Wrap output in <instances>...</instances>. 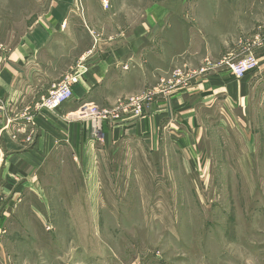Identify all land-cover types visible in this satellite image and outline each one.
<instances>
[{
  "label": "crops",
  "instance_id": "1",
  "mask_svg": "<svg viewBox=\"0 0 264 264\" xmlns=\"http://www.w3.org/2000/svg\"><path fill=\"white\" fill-rule=\"evenodd\" d=\"M10 1L0 0V24L16 16L15 8L5 11ZM78 3L51 0L24 39L0 50V230L16 234L24 227L35 234V240L21 248L35 251V256L36 234L50 233L48 219L68 216L63 212L70 211L72 201H101L99 193L42 191V171L66 185L73 175L71 166L79 169L90 157L96 167L98 140L106 146L127 134L158 147L165 139L172 141L193 156V167L207 169L208 161L197 156L206 153L199 148L203 106L218 105L226 116L231 106L246 114L255 106L264 112V0H178L171 12L159 2L125 47L103 56L78 50L71 29L87 23L85 17L71 16ZM251 51L258 66L234 76L228 63ZM176 66L196 73L201 67L206 70L189 85L161 91L160 83ZM73 73L81 76L71 99L53 112L41 109L40 100ZM90 102L105 116L97 122L75 118L74 112ZM93 180L77 182L94 185ZM54 201L62 203L58 209L51 207Z\"/></svg>",
  "mask_w": 264,
  "mask_h": 264
},
{
  "label": "rangeland",
  "instance_id": "2",
  "mask_svg": "<svg viewBox=\"0 0 264 264\" xmlns=\"http://www.w3.org/2000/svg\"><path fill=\"white\" fill-rule=\"evenodd\" d=\"M75 1L79 7L71 16L87 19L84 27L71 26L78 50L98 51L100 56L125 47L157 3L165 4L169 12L175 3L179 6L178 0ZM50 4L51 0L5 4V11L15 8L16 16L0 24V50L24 39ZM188 71L176 66L159 89L170 93L189 85ZM262 108L251 107L246 114L231 106L226 116L218 105L203 106L199 148L206 153L197 156L208 161L207 169L193 167V156L166 139L158 147L127 134L105 146L98 133L94 169L86 157L81 168L71 166L73 175L66 185H58L59 180L47 177L45 171L41 183L42 191L99 193L101 201H72L70 211L63 212L68 216L48 219L45 227L50 233L36 234L37 258L35 251L21 249L32 243L35 234L24 227L16 234L0 230V264H264ZM86 177L94 178L95 184L77 182ZM59 204L50 202L54 209Z\"/></svg>",
  "mask_w": 264,
  "mask_h": 264
},
{
  "label": "built area",
  "instance_id": "3",
  "mask_svg": "<svg viewBox=\"0 0 264 264\" xmlns=\"http://www.w3.org/2000/svg\"><path fill=\"white\" fill-rule=\"evenodd\" d=\"M228 64L234 76L242 77L258 66V58L256 54L251 51L240 59L231 61ZM205 70L206 68H202L199 72L202 73ZM181 71L182 69H179L176 73L180 74ZM189 73V76L192 78L198 74L195 71H189ZM79 82V74H70L66 76L48 95L41 99L39 107L49 112L56 111L62 104L71 99L73 95V86ZM74 114L76 118H90L95 122L101 120L105 116V113H103L100 107L94 102L81 105Z\"/></svg>",
  "mask_w": 264,
  "mask_h": 264
}]
</instances>
